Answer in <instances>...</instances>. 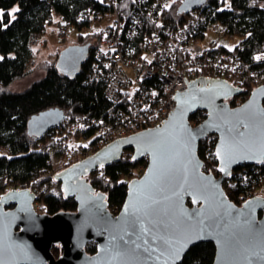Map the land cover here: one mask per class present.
Listing matches in <instances>:
<instances>
[{"label":"water","instance_id":"95a60500","mask_svg":"<svg viewBox=\"0 0 264 264\" xmlns=\"http://www.w3.org/2000/svg\"><path fill=\"white\" fill-rule=\"evenodd\" d=\"M206 1L183 0L179 12ZM89 50L90 43L67 46L58 56L59 70L76 77ZM184 78L188 86L177 89V105L161 124L116 138L53 175L65 195L75 197L77 210L40 213L31 187L2 194L0 264H179L192 246L208 241L216 245L213 264H264V196L238 204L224 187L238 165L264 162V84L232 106L229 99L243 87L221 77ZM199 109L207 116L194 125L190 116ZM66 114L59 107L45 109L30 118L28 129L42 137ZM209 134L217 135L219 174L205 171L198 153ZM127 148L136 159L147 156L148 164L129 181L126 200L115 213L107 193L88 175L120 160ZM188 237L193 242L180 248ZM90 241L97 243L95 253L86 250ZM54 244L62 247L58 257Z\"/></svg>","mask_w":264,"mask_h":264},{"label":"trees","instance_id":"16d2710c","mask_svg":"<svg viewBox=\"0 0 264 264\" xmlns=\"http://www.w3.org/2000/svg\"><path fill=\"white\" fill-rule=\"evenodd\" d=\"M182 1H175L166 11V15L174 23L182 22L185 16L199 17L204 27L210 22L220 21L229 25L227 35L242 37L234 47L242 58L253 60L256 53L264 51V0H230L228 5L224 0H207L202 6L181 13L179 7ZM136 2L137 0H111L112 4H108L106 0H0V10L4 12L0 23V51L3 54V59L0 60V192L41 184V181H35L34 178L53 165L50 156L41 148V143L54 130L42 137L32 135L28 125L34 114L59 107L72 116H99L110 107L103 84L90 77L89 59L85 60L74 78L59 70L58 57L45 60V74L42 77L34 79L24 90H9L8 86L12 82L32 73L29 64L34 62L35 41L58 17L66 18L79 30L90 26L94 19L102 18L114 9L128 21ZM13 8H18V11L12 13ZM9 13L15 16L11 22ZM98 32L87 35L80 33L76 44L90 43L92 36ZM251 91L252 86L247 85L243 93L230 98L232 106L245 101ZM206 116V111L199 109L190 116V120L193 124H199ZM92 133L93 129L86 131V134ZM80 136L75 134L73 137L76 139ZM216 142L217 139L212 135L204 137L199 143L198 153L205 161L204 170L219 174L218 160L212 158ZM133 151V148H127L120 160L106 165L103 171L98 168L88 175L97 190L107 193L109 206L114 212L126 200L129 181L141 176L148 164L147 156L133 160ZM78 159L80 158L69 160L63 168ZM257 167H260L259 173L255 172ZM245 168L252 174L249 179L251 184H243V177H240L236 187L227 188L228 196L236 203H239L241 194L248 192L250 185L264 183V162L240 164L234 172ZM226 182L227 179L224 187ZM54 185L55 188L42 192L39 197L46 205L47 212L55 214L62 210H77L78 202L75 197L65 195L60 181L55 180ZM86 250L95 253L97 243L88 242ZM52 251L58 257L62 253V247L54 244ZM215 257V243L201 242L192 246L179 264H213Z\"/></svg>","mask_w":264,"mask_h":264},{"label":"built area","instance_id":"2783aa9c","mask_svg":"<svg viewBox=\"0 0 264 264\" xmlns=\"http://www.w3.org/2000/svg\"><path fill=\"white\" fill-rule=\"evenodd\" d=\"M175 1L137 0L128 21L115 9L102 16L109 15L112 21L92 36L86 60H90V77L103 84L110 107L99 116L67 113L41 143L53 165L34 178L41 184L31 187L37 193L34 208L38 212H47L39 197L51 190L56 180L53 175L70 157L89 156L116 138L161 124L177 105L173 98L177 89L187 88L185 76L188 81L201 75L221 77L235 86L251 85L252 89L264 84V51L256 53L253 60L242 58L237 50L221 43V38L229 32V25L220 21L204 27L199 17L185 16L182 22L174 23L166 11ZM225 1L230 4V0ZM106 2L112 4L111 0ZM52 23L57 25L63 38L72 37L75 26L69 20L58 17ZM208 33L215 37L206 45L204 39ZM89 129H93L91 135L86 134ZM75 134L81 136L76 138L78 146L71 151L68 144ZM209 135L217 139L216 134ZM212 158H216L215 148ZM255 172L259 173L260 167ZM251 175L246 168L233 170L227 177L226 192L227 188L238 185L240 177L243 184H251ZM263 184L250 185L238 204L254 196V189ZM115 210L118 212L120 208Z\"/></svg>","mask_w":264,"mask_h":264},{"label":"rangeland","instance_id":"374dc122","mask_svg":"<svg viewBox=\"0 0 264 264\" xmlns=\"http://www.w3.org/2000/svg\"><path fill=\"white\" fill-rule=\"evenodd\" d=\"M224 2L226 5L229 4V2L225 0ZM111 21L112 18L108 15L99 19H94L90 26L84 27L82 30H79V28L75 26L72 28V37L70 39L63 38V35L60 33V30L58 29L57 25H55L54 23L49 24L46 29V32L40 36L38 42L33 47L34 62L29 64V68H32V73L25 78L15 80L8 86V89L11 91H21L26 89L31 85L34 79L40 78L45 74V66L43 63L45 60H53L57 58L61 50H63L65 47L71 44L78 43L80 33L84 35L94 33L96 31L101 30L107 24L111 23ZM214 37L215 36H213L211 33H208L204 39V43L208 45ZM241 39V36L226 35L221 38V43L226 45L227 47L234 48L235 46H237V44H239ZM0 57H3L1 51ZM77 141L78 140L74 138L70 139L68 147L71 149V151H74L75 148L78 146ZM84 157L79 156L80 159ZM75 158H78V156L74 158L70 157V160H73ZM63 166L59 170H61ZM101 171L103 170L101 169ZM53 183L54 182H52L51 189L55 188V185L53 186ZM254 192L255 195L264 196V184L255 188Z\"/></svg>","mask_w":264,"mask_h":264},{"label":"snow or ice","instance_id":"6c2138e0","mask_svg":"<svg viewBox=\"0 0 264 264\" xmlns=\"http://www.w3.org/2000/svg\"><path fill=\"white\" fill-rule=\"evenodd\" d=\"M166 7H167V5H166ZM16 11H18V8H13L12 9V13H15ZM3 15H4L3 10H0V23H2ZM8 15L10 16V21L9 22H11V20L15 19V16L11 15V13H9ZM3 27L6 28L7 25H3ZM2 59H3V57H0V60H2ZM256 59H260V57H256ZM84 146L87 147V145H84ZM215 155L219 159L221 157V151L218 149L217 152L215 153ZM132 159L135 160L136 157H132ZM102 166L103 165H101V167ZM220 170L221 171H225V168H221ZM195 202H196V200L194 199L193 203H195ZM126 211H127V206H126ZM145 231H147V230L145 229ZM192 242H193L192 238L188 237V238H186L185 240L182 241V243L180 244V248L186 247L189 243H192ZM178 255H179V248L174 250V257H176Z\"/></svg>","mask_w":264,"mask_h":264}]
</instances>
